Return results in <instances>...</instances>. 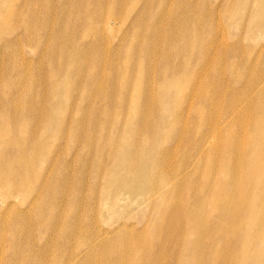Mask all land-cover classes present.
Returning a JSON list of instances; mask_svg holds the SVG:
<instances>
[{
  "label": "bare ground",
  "instance_id": "bare-ground-1",
  "mask_svg": "<svg viewBox=\"0 0 264 264\" xmlns=\"http://www.w3.org/2000/svg\"><path fill=\"white\" fill-rule=\"evenodd\" d=\"M39 1L32 0L35 15L47 19L46 7L42 10ZM116 1L122 6L116 8L115 16H121L131 15L144 0H132L135 5L131 9L129 0ZM209 1L145 0L142 10L137 11L127 27L132 33H128L129 47L123 52L125 60L121 66L126 67V72L117 80L113 73L118 63L108 66L109 51L98 52L104 44L109 48L115 40L111 41L106 32L113 30L112 25L118 21L106 16V10L103 16L89 13L77 18L76 22L85 28L83 38L92 41L81 54L76 50L79 56L70 52L68 59L66 49H77L70 39L62 51L59 46L63 36L52 42L53 30L33 35L25 26L30 17L24 24H19V20L18 24L10 25L14 5L10 0H0V44L20 38L19 34L2 35L3 30L9 27L16 32L24 30L26 41L39 49L38 61L49 53L47 60L54 88L66 84L72 95L79 96L80 104L75 105L81 108L75 119L78 123L70 133L82 131L90 114L104 119L97 126L87 127L91 134L83 132L80 145L88 154L80 159L81 177L68 168L67 176L60 179L63 174L58 173L52 180L56 189L71 192L68 197L61 195L56 200L50 196L54 190L50 183L52 175L45 179H39L37 174L28 176L26 162L15 164V153L24 158L22 154L27 155V149L30 158H41L39 154L45 147L32 141L31 131L40 112L25 95L22 99L13 100L9 96L5 101L1 99L4 106H0V139L7 137V132L13 134L5 152L13 148L17 151L0 163V190L6 186L18 191L21 181L32 193L30 210L34 213L29 218V210L22 214L16 211L9 224L5 219L13 206L1 200L5 198L0 195V205L5 206L0 214V242L13 243L5 264H170L177 256L178 264H229V260L243 257L248 250L255 259L245 258L240 264H264V0H222L223 4L215 10L220 12L227 5L224 24L228 30L222 34L217 30ZM254 2L255 8L251 6ZM174 3L177 4L173 10ZM6 4L9 10L5 9ZM63 5L67 7L68 3ZM235 7L245 12L244 17L233 15ZM76 9H65L68 28ZM129 18L120 21L121 26ZM152 24L156 26H149ZM56 25L55 19L52 28ZM45 27L43 23L40 29ZM232 29H242L238 37L242 48L237 47L232 53L244 64L241 73L233 75L236 87L229 94L222 62L229 57L226 35ZM219 35L223 51L220 57V50L214 53ZM127 38L120 39V43ZM91 50L99 54L97 59H92ZM3 52L0 51V64ZM116 54L120 55L119 50ZM81 60L86 62L88 74L76 82L72 79L78 71L74 66ZM201 66L208 72L196 77ZM30 69L20 63L11 72L30 74ZM8 71L0 65V90L19 92V84L5 82ZM107 75L111 78L108 81ZM163 89H167L166 95L161 94ZM31 92L29 88L27 93ZM179 92L184 94L183 102ZM117 94L119 101H113L110 96L115 98ZM95 100H101L102 107ZM187 100H192L189 108L184 107ZM193 106L194 123L190 125L179 113L180 110L190 113ZM2 109L10 114L3 116ZM24 110L30 113L21 117ZM115 113L120 115H115L118 120L114 123ZM105 129L107 137L100 141V132ZM48 134V129L39 131L42 138ZM172 140L177 142L174 148H170ZM64 164L59 161L61 168H67ZM30 179L45 183L32 186ZM5 195L11 196L8 192ZM52 201L66 203L72 213L64 221L61 236L58 235L61 229H55L54 223L41 230L31 222L34 216L37 221L45 212L56 210L50 205ZM134 205L141 208L138 217L146 215L150 225L145 237L142 231L124 228ZM113 222L120 224L107 229ZM51 232L54 235L47 245ZM6 233L9 235L3 239ZM20 237L31 240L32 246L27 251L34 256L33 260L16 254ZM38 238H44L45 242L36 243ZM158 240L161 243L155 250ZM173 243L182 244V252L173 249ZM139 255L142 257L138 259Z\"/></svg>",
  "mask_w": 264,
  "mask_h": 264
},
{
  "label": "rangeland",
  "instance_id": "rangeland-1",
  "mask_svg": "<svg viewBox=\"0 0 264 264\" xmlns=\"http://www.w3.org/2000/svg\"><path fill=\"white\" fill-rule=\"evenodd\" d=\"M144 1L139 3V5L135 8V11L131 15L126 14V15H121V16H115L116 8L118 9L120 6H122V5H119L116 0H40L39 6L43 5L42 10H44L46 7V11H47V19H44L43 17L42 18L39 17L38 14L35 15L36 11L33 10L32 0H10V3H12L14 5V8L12 10V18H11V16H9V24L10 25H16L19 23V20H20L19 24H24L29 20L28 17H30L31 20H29V22L26 23L25 26H27V29L28 28L31 29L33 35L39 36V35H42L45 31L49 32V31L53 30V34H51L52 42L54 41V39H57V38L59 39V37L63 36L64 40L60 42L61 46H59L60 50H62V51H65V49H66V46H65L66 40L70 39L73 43V46L77 49L73 50L70 47L67 48V49H69V51H67V49H66L67 57L69 59L72 53H74L76 55H77V53L81 54L84 51L83 49L87 48L92 41V38H83L86 35L85 34V28L83 25L80 26L78 24V21L76 22L77 18L81 17L82 14L86 15L89 13H97V15L103 16V10H106V16H108L109 18L115 17L116 20L118 21L117 23L115 22L114 25H112L113 30H109V31L107 30V32H106V34L110 37L111 41L114 38H115V40L110 42L109 48H107L108 47V46H106L107 44H104V47H101L98 50V52L101 54V51L106 52V49L109 51V55H108L109 65L108 66H110L113 63H118V67L114 68V73H113V75L117 76V77H113V78L120 80L121 75L126 72V67H121V66L124 64L123 60H125V58L123 59V52L128 49L127 46L129 47L128 40H130V37H129L130 34L128 35V33H132L131 29L128 31L129 22L131 21V19L134 16H136L135 14L137 13V11L140 12L142 10L143 5H144L143 4ZM65 2L68 3L67 7H64V5H63ZM221 3L223 4L222 0H210L209 1V4H210L209 8L210 9L212 8V10H213V11L210 10L211 14L214 15L216 18L217 30H219V32L222 34V33H224V31L226 32L228 30V28L224 24V22H225L224 9L227 7V5L222 6V9H223L222 11H220V12L215 11L216 7L220 6ZM176 4L177 3L173 4V7H172L173 10L175 9ZM134 5L135 4L132 2V0H129V9L133 8ZM256 5H257L256 2L251 4V6H254V8ZM30 6L32 7L31 10H29ZM71 7L77 8L76 9L77 12L75 14L76 16L72 15L70 17L71 23H70L69 28H68L67 23H66V14L67 13H66L65 9L71 8ZM7 8L9 10L8 4L5 5V9H7ZM113 10L115 11L114 13H113ZM253 12H255V11H253ZM253 12H250V13H253ZM3 14L6 15V13H3ZM240 14H242V17H244L245 12L242 11L239 7H235L234 11H233V15L239 16ZM19 17H23V18H19ZM128 18H129V21L124 26H121L122 22H120V21H122L123 19L125 21V19L127 20ZM55 19H56L57 25L52 28L53 22ZM232 22H235V20H233ZM43 23H46V27L44 29H40V26H42ZM59 23H60V26H59ZM149 26L152 27L153 24L149 25ZM155 26H153V27H155ZM121 27H122V29H121ZM58 28H59V32H57ZM101 28L102 27H99L98 30L100 31ZM108 28H110V27H108ZM22 30H23V28H22ZM117 31H118V33H117ZM136 31L139 32L140 30H136ZM240 32H242V29H239V30L232 29V30H229L228 34L226 35V39L229 36V50H228L229 51V57L227 60H224L222 62V64H223L222 67L225 68V74H224L225 77L224 78H225V80H227V83H229V94L231 93L232 88L236 87L235 86L236 84H234L233 79H235V78H233V75L241 73L242 68H243L242 65L244 64V62H241V60L237 59L232 53L233 52L232 50H235V48H237V47L242 48L243 43L239 42V39H238ZM6 34L8 35V37H11V36L17 37V34H19L20 38H19V40L15 41V42L9 41L10 43L0 44V51L1 50L4 51L3 52V61L1 62L0 65L5 70H10L7 73L8 76L4 77V80H5V82L10 83L9 85L15 86V84H19V87H21V89L19 92L16 91V93H14L11 89H8L7 91L6 90H4V91L0 90V106H4L1 102V99L3 101H5L4 99H6L8 96L13 98V100H14V99H20V98L22 99L25 95L26 97L29 98V100L31 102H34L33 108L35 110L39 111L40 115L36 117L35 123L32 125V129H31V131L33 132L32 141H36L39 146L45 147V149L41 153V155L39 154V156H41L40 159L30 158V153H29L28 149H27V152H28L27 155L22 154V156L24 158H22L19 153H15L17 156V160H16L15 164L20 165V164H23L24 162H26L25 163L26 164L25 165V172L28 176H31L32 174H37L39 179H43V178L45 179L49 175H52L50 177L51 178L50 183L53 185L54 190L50 191V196L56 200H58L57 198L61 195L68 197L71 192H68V190L56 189L55 182L52 180L55 179V176L57 177L58 173L63 174V175L59 176L60 179L63 176H67L68 168L73 170L74 175H77V174L80 175L79 172H80V170H82L81 160H80L81 156L86 157L88 154L87 151L82 150L83 146L80 145V140L83 139V132L85 133L88 131L91 134L92 131L87 127L88 126H97L102 121H104V119L103 118L96 119L95 116L90 114V119L82 131H80L79 133H70L71 131H73V129L75 128V126L78 123V121H75V119H76L77 114L79 113L81 108H75V105L80 104L79 96L75 97L74 95H72L70 88L66 87V84L63 86H60L58 88H54V86L52 84L53 80L51 79V75H50L49 60H47L49 53H48V55H46L44 60L38 61V57L36 55L38 54L39 49L34 45V43H32L30 41H26L24 30H23V32H16L14 30V28L9 27V28H7V30L5 29L2 32V35H6ZM99 37H101L100 33H99ZM124 37H126V38L128 37V38L124 42L120 43V39H122ZM207 38H208V36H206L205 40H208ZM221 44L222 43L220 42V35H219V42L216 44V46L214 48V53H216L220 50ZM131 48L132 47L130 46L129 49H131ZM249 48H251V47L249 46ZM46 50H47V48L45 49V53H47ZM76 50H77V53H76ZM117 50H119L120 55L116 54ZM161 50H163L162 47H161ZM70 52H72V53H70ZM222 53H223V51L220 50L219 51V57L222 55ZM161 54H162V52H161ZM91 55H92L91 56L92 59H95V58L97 59V57L99 56V54L93 53L92 50H91ZM77 56H79V55H77ZM22 57H25V58L22 60ZM233 58H235V59H233ZM63 62H65V60H62V63ZM20 63L21 64L23 63V65H26V66L31 68L30 74H28L26 72V73L20 75V74H16L15 72H13V73L11 72L13 70V68L18 67L20 65ZM192 63H193V65H194V63L196 65L197 62L192 61ZM72 64H74V63H72ZM74 67L76 69H78V71H77V74L75 76H73L72 79L76 82H79L82 80L83 77H86L88 74L86 62L83 60H81V62H79V63L75 62ZM229 68H231V69H229ZM73 71H74V68H73ZM175 71H176V67H175L174 72ZM204 71H206V67L201 66L197 75H195V76L200 77ZM207 72H208V70H207ZM207 72H204V73L206 74ZM208 76H209V74H207L205 77L207 78ZM226 76H227V78H226ZM106 78H107L106 81L111 79L108 75ZM140 78H142V77H140ZM154 79L156 80V83H157V81H158L157 78L155 77ZM70 85L73 86L74 84L71 82ZM117 86H118V83H117ZM29 88L32 89V92L28 94L27 90ZM65 93H66V95L68 94L66 96V97H68V99L67 98L65 99V97H64ZM161 94L166 95L167 89H163ZM178 94L181 95L182 102H183V99H184L183 95L184 94L181 92H179ZM77 95H79L78 92H77ZM169 95H172V92ZM117 96H118V94L116 95L115 98H112L111 96H110V98L113 101H116V100L119 101L118 100L119 97H117ZM77 100H78V102H77ZM67 101H68V103H67ZM95 102H96V100H95ZM76 103H78V104H76ZM96 103L98 105L101 104L100 107H102L101 100H98ZM191 104H192V100H187L186 106L184 105V107L189 108V106H191ZM82 108H83V106H82ZM110 108H112V107L110 106ZM192 108H193V110L190 113L189 112L183 113L181 110L179 113V116L181 117V119L187 118L190 125H192L194 123V120L191 118L194 115L195 106H193ZM1 111H2L3 116L10 114L5 109H2ZM84 112L88 113L86 110ZM29 113H30V110H24L22 112L21 117L28 116ZM151 114H153V113L151 112ZM102 115H103V113L99 114V116H102ZM115 115H120V114H118V113L114 114V118H115L114 123H115V121L117 122V120H118V119H116ZM104 118H105V115H104ZM3 120H5L4 117H3ZM43 129H48L49 134L42 138L39 135V131H41ZM5 134H7L8 136L0 139V163L5 161V159H8V158L10 159V156L14 155V152L17 151L15 148H13V149H9L7 152H5L7 145L10 144L11 140L14 137L13 134H10L9 132H7ZM100 134H101L100 135L101 136L100 141H104L105 138L107 137L106 136L107 130L105 129V132L101 131ZM95 140H97V138ZM27 141H29L28 135H25L24 142H27ZM171 142L172 143L170 144V148H174V146L177 144V142L175 140H172ZM12 150H14V151H12ZM56 156H58V157H57L56 161H54ZM52 161H54V162L52 163V167H51ZM59 161L60 162L64 161L65 162L64 166H66L67 168H61L59 165ZM12 168H14V165H12ZM84 173H85V171H84ZM53 175H54V177H53ZM80 177H81V175H80ZM85 178H86V176L84 177V181H85ZM39 179H36V180L30 179L31 185L32 186H38V185H43L45 183V182H41V181L39 182L38 181ZM19 186H20V190H18V191H12L9 187H6V186L2 190H0V195L6 199V200L5 199H1V200L8 201L9 203H12L11 206H13V208L10 211V216H8L5 219V220L9 221V224L11 223V219L15 216L16 211H18L22 214L24 211L29 210V216H28L29 218H31L34 214L30 210V207L32 206V203H31L32 193L30 192V189L25 188L22 185L21 181H19ZM7 192L11 194V196H9L8 198L5 195ZM51 203H53V205ZM51 203H50V205L52 207L56 208V210H54L55 212L54 211L53 212L47 211L44 214H42L40 216V218L37 219V221L39 223L35 220L36 216H34V218L31 220V222L33 221V225L34 226L37 225L36 227L40 228L41 230H43L44 228H49L50 226H52L51 223L52 224L54 223L55 229H61L59 231V234H58L61 236L62 235L61 233H63L64 221H65V219L69 218L72 215V213L70 212L69 207L67 206L66 203H58L55 201H52ZM2 209L4 210L5 206L1 207V205H0V214L2 213V211H1ZM8 209H10V208H8ZM132 209H133V214H132L131 218L126 221L124 228L135 230V231H142L144 234V237H145L147 235V232H148L149 227H150L149 223L147 222L146 215H144L143 218H139L138 216L141 213V210H140L141 208H138L136 205H134ZM61 220H63L62 224L60 223ZM117 223H119V222H113V226L112 225H109L107 227L104 226V229H106V228L110 229L111 227L112 228L118 227V225L120 223L119 224H117ZM124 231H126V230H124ZM8 235H9L8 233L4 234L3 239H6ZM53 235H54V233L51 232L50 235L47 236V245H48L49 239L53 238L52 237ZM43 239L44 238H38L36 240V243L43 244L45 242V240H43ZM160 243H161L160 240H158L156 242L157 246H156L155 250L157 249V247L159 246ZM12 244L13 243L10 241L0 242V264H5L6 259L9 257L10 253L12 252V250H11ZM29 246H32L31 240L24 239L23 237H20L19 238V247L20 248L17 249L16 254L20 255V253H22L23 257L26 258L27 261L33 260L34 256L31 255L27 251V248ZM153 246H154V244H153ZM172 246H173V249H175V250L178 249V252H182V248H183L182 244L179 245V243H173ZM178 246H179V248H178ZM36 247L38 248V246H36ZM216 251L218 252V250H216ZM245 253L246 254L241 258H236L233 260L231 259L232 261L229 260V264H240L245 258H248L251 260L255 259L254 258L255 255H252V253L249 250L246 251ZM58 256L60 257V255H58ZM141 257H142V255H139L138 259ZM178 259H179L178 256L176 257V260H175V258H172L170 261V264H172V263L178 264L177 263Z\"/></svg>",
  "mask_w": 264,
  "mask_h": 264
}]
</instances>
